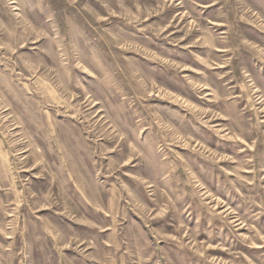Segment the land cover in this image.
Listing matches in <instances>:
<instances>
[{
	"label": "rangeland",
	"instance_id": "374dc122",
	"mask_svg": "<svg viewBox=\"0 0 264 264\" xmlns=\"http://www.w3.org/2000/svg\"><path fill=\"white\" fill-rule=\"evenodd\" d=\"M0 264H264V0H0Z\"/></svg>",
	"mask_w": 264,
	"mask_h": 264
}]
</instances>
